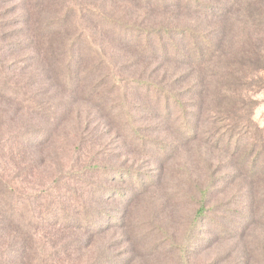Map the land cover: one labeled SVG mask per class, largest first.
<instances>
[{
  "label": "trees",
  "instance_id": "16d2710c",
  "mask_svg": "<svg viewBox=\"0 0 264 264\" xmlns=\"http://www.w3.org/2000/svg\"><path fill=\"white\" fill-rule=\"evenodd\" d=\"M262 73L264 0H0V264H130L128 210L154 179L109 163L83 126L107 122L147 157L166 151L138 126L143 114L198 140L212 112L230 124L207 140L239 172L206 166L186 240L172 245L190 264L230 184L245 219L264 202V132L247 102ZM219 220L212 236H225Z\"/></svg>",
  "mask_w": 264,
  "mask_h": 264
},
{
  "label": "rangeland",
  "instance_id": "374dc122",
  "mask_svg": "<svg viewBox=\"0 0 264 264\" xmlns=\"http://www.w3.org/2000/svg\"><path fill=\"white\" fill-rule=\"evenodd\" d=\"M260 77L257 79V88H252L251 93L247 92V102L251 106L253 124L264 132V73ZM182 81L184 85L189 83L188 80ZM193 89L194 87L191 90L193 96H187L184 100L188 103V115L195 113L193 107L199 103L196 95L199 97L201 94H194ZM211 99L214 98L208 101ZM204 104L213 105L209 102ZM146 117L147 120H144ZM223 117L212 112L205 114L199 120L200 133L204 136L194 140L195 138L184 139L185 136L176 131V120L160 121L143 114L138 126L148 127L146 135L161 143L157 145L164 146L166 151L163 154L158 149L153 152L151 149L147 157L136 155L126 146L127 142L120 137L122 134L111 132L107 122L101 121L97 126L91 123L83 126L94 139L85 135V139L91 140L97 147L95 151L102 150L110 154L107 157L109 163H126V166L134 167L147 181V177H152V181L154 179L153 185L148 184L145 192L134 202L136 206L128 210L132 222L130 229L134 233L126 235V239L130 241L126 247L136 250L129 256L130 264H180L178 253L173 250L172 245L177 250L186 240L184 237L197 209L194 201L197 197L196 187L204 186L208 180L206 166L212 165V170L218 169L221 174L228 176H235L239 172L237 167L228 168L233 163L231 154L222 152V157H218V150L213 149L218 145L207 140L210 132L219 133L224 125L230 124ZM235 186L230 184L223 194L214 199L212 204L219 203L225 209L216 214H208L211 222L205 221L201 226L200 236L197 237L199 247L192 250L194 254L190 264H264V202L253 204L251 219H245L244 213L247 212L244 207V192L238 194ZM234 196L237 201L228 203V199ZM254 211L257 213L253 214ZM220 217L222 220L219 221L226 231L223 233L225 236H212V226L208 225L212 221L216 223ZM106 243L104 241L101 244ZM103 245L99 250L104 249ZM121 247L122 245L118 247L119 252Z\"/></svg>",
  "mask_w": 264,
  "mask_h": 264
}]
</instances>
